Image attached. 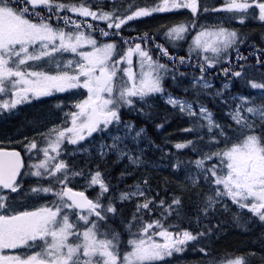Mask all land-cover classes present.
Returning a JSON list of instances; mask_svg holds the SVG:
<instances>
[{"label": "snow or ice", "instance_id": "1", "mask_svg": "<svg viewBox=\"0 0 264 264\" xmlns=\"http://www.w3.org/2000/svg\"><path fill=\"white\" fill-rule=\"evenodd\" d=\"M181 10L187 18L151 32L133 27L140 18ZM253 18L264 23V0H0V116L54 93L87 91L80 99L55 101L59 123L26 121L30 136L18 128L20 150L0 147V264H264V247L226 259L214 255L210 241L221 224L202 223L231 204L234 225L247 231L255 219L264 226V78L248 76L249 69L264 68V33L257 44L234 26ZM125 30L135 35H122ZM184 43L186 54L178 55ZM216 75L223 77L219 87ZM168 80L184 95L170 91ZM234 80L259 95L233 93ZM156 95L187 119L182 131L191 138L170 143L193 156L157 145L145 126L123 117L124 110L152 116L148 101ZM170 119L165 114L155 128ZM149 149L160 156L149 158ZM93 152L101 160L127 161L120 178L135 174L128 168L142 174L116 190L99 164L89 166ZM78 154L88 157L83 164L67 159ZM163 160L168 163H157ZM159 167L184 172L167 199L151 185L148 170ZM94 187L95 196L86 195ZM187 193L196 197L191 212ZM125 203L133 205L126 217L118 207ZM186 250L199 257L184 258Z\"/></svg>", "mask_w": 264, "mask_h": 264}, {"label": "rangeland", "instance_id": "2", "mask_svg": "<svg viewBox=\"0 0 264 264\" xmlns=\"http://www.w3.org/2000/svg\"><path fill=\"white\" fill-rule=\"evenodd\" d=\"M93 6H95V5H93ZM186 13H188L186 10H181L180 12H178L174 15H166L164 13H160L158 15H163L160 17H155V16H153L155 14H153L150 18H140L133 25V27H135L137 29L156 28L158 25L171 24L173 22L178 21V20L182 19V16L185 15ZM215 15H217V14H215ZM234 26L241 28V29L245 27L244 31L249 32L250 36H252L251 38H257L258 41L261 43V34L264 33V23H260L255 18H253L252 21L245 22L244 24L236 23V24H234ZM186 39L190 40L191 35H189ZM181 48H183L185 50V53L184 54L181 53L178 55H185L186 49H187V43H184L181 46ZM214 69H215V67L212 68L211 73H213ZM256 70H261V69L258 67L249 69L248 70V76H255L253 74V72ZM249 78L253 79L251 77H249ZM215 79H216V86L219 87L220 81L223 78L215 76ZM181 83L184 85H187L188 84V78H184L181 81ZM166 86H169V88H170L171 86H175V85H172V81L168 80V81H166ZM176 87H177L178 91H181L180 87H178V86H176ZM233 90H240V93H242L244 95H259L258 91H254V90L250 89L249 87L245 86L242 83V81H240V80H234L233 81L232 92L235 93ZM86 94H87V91L83 90L82 88L66 90L64 93H54L51 99L41 98L40 103H31V104H28L25 106H21L17 113H13L10 116H8V115L0 116V145L16 144L14 142L18 141L20 139V136L15 134L16 130L18 129L17 124L19 123V121H21L23 119H24L23 124H25V126H26V127H24L23 134L27 135V136L31 135V128L27 126V124L25 123L26 121L42 120L45 125H47L49 123H59V120L56 119V117L60 116V112L53 107V104L55 103V101L57 99L64 100V101H67L69 99H80V98H83V95H86ZM178 94L182 95L180 93H178ZM158 100H160V102H162L163 105L170 107L169 105H167L164 102L163 98H161L159 95L154 96L151 100L148 101V103L151 104L152 107H154V103H156ZM214 105L217 106L218 108H220L215 103H214ZM142 106L143 105H138V107H142ZM22 109H26V111L22 112ZM170 109H171L170 113H172L173 110L171 107H170ZM146 110L147 109H145V111ZM151 111H152V115L154 116V120L159 121V122H160V118L164 117L165 114H168L169 116L171 115V114L167 113L166 111H162V110H151ZM215 112H217V111H215ZM219 112H220V110H219ZM122 115L126 116L125 119H130L129 117H133L136 115L141 117V118L144 117V118L148 119L147 116H144V115H141V114L135 113V112H130L129 110H124ZM148 120H152V119H148ZM187 123H188V121L186 118L178 117L175 121H172L171 119L168 120V122L165 124V127L162 130L154 127L156 133L159 136H160V134H161V136H163V138H162L163 143H157V142H155V143L157 145L163 144V145L167 146L172 152H174L176 154H178L179 152L184 153L183 151H186V150H176L171 146L170 142L191 138V134H187V133H184L182 131V129L186 127ZM8 124L10 126H12V129H14L15 132H13L9 129L10 127L8 126ZM136 124L140 125L138 123H136ZM141 124H143V123H141ZM143 126L146 127L147 135H148V137H150L151 134H150V131H149L147 125H143ZM5 130L7 132H5ZM9 139H11L13 141V143L9 144L8 143ZM98 139H99V137H97V140ZM91 143L94 146L95 141H93ZM69 151H71V149H69ZM187 151H189V153L193 156V153L191 152V150H187ZM22 155L25 157V164H27V154L22 152ZM159 156H160L159 150H156V149H149L148 150V157L149 158L155 159ZM87 158L88 157L86 155H79V154L74 156V157H67L69 162H76L77 164H83L87 160ZM157 163L167 164L168 161L167 160L157 161ZM92 164H99V167L102 170L105 179L108 180L109 183L112 181V177H111L112 173H113V175L116 174L114 177V178H116L114 185H116L117 187L124 185V182L122 179H131L130 183H128L127 185H130L133 183V181H135V179L132 178L134 176V174L120 178V173L122 171H125L127 161H124L122 163L117 162L114 155H109V156L105 157L103 160H101L98 157H95V154L93 152L92 161H91V164L89 166L91 167ZM127 171L134 172V173L136 172V170L132 169V168H128ZM153 172H154V175L153 174L151 175V185L154 189L156 188L155 183L152 182V180L155 176L156 180H159L160 186H162V187L164 186V189L167 188V192H165L164 189H160V192H159V195L162 197H165L166 199H167L168 193H171L175 189V183L174 182L175 181H181L182 182L183 178H184L183 170L177 172L176 170H173L170 167L155 168ZM164 178H168V180H169V183L167 185H165L163 183ZM32 182L33 181H31V180H26L25 185L32 183ZM86 191L91 194L90 195L91 197H93V196H95V192L98 191V188H95V187L89 188V189H86ZM153 194H155V193H153ZM188 194L192 195V193H188ZM46 198L51 199L50 196L46 197ZM32 203H33V201L29 200V201H27V203L24 206H28ZM123 205H128L129 211L123 212L122 214L125 217L129 216L131 214V211L133 210V205L129 204V203H125ZM16 207L20 208V204L18 203L16 205ZM229 208H230V210L228 212L217 211L216 213L219 215H221V214L225 215L227 217V219H229V221L231 222V215H232V212L235 211V209H234V206H232L231 204L229 205ZM244 214H245V216L248 215L247 210H245ZM213 217H214V214H213ZM213 221L214 220H211V221H209V223H214ZM251 221H256V220L252 219ZM202 223H208V221H202ZM256 224L259 225L261 227V229H264V226H262L258 222ZM186 226L187 227L189 226L187 221H186ZM192 227L195 228V225L193 224ZM231 235H232V233L229 236H231ZM123 238L126 239V236ZM220 246H222V245H220ZM225 246H227V243L225 244ZM229 246H230V243H229ZM247 251H249V242H248V245L241 248V250L236 249L235 253L238 252V254H240V253H244ZM230 256H234V254H226V255L224 254V259L229 258ZM184 258L190 260V250H186V253L184 254ZM174 259L175 258H171V260L173 262H174ZM252 264H258V263H254V261H252Z\"/></svg>", "mask_w": 264, "mask_h": 264}, {"label": "trees", "instance_id": "3", "mask_svg": "<svg viewBox=\"0 0 264 264\" xmlns=\"http://www.w3.org/2000/svg\"><path fill=\"white\" fill-rule=\"evenodd\" d=\"M118 2H122V3L126 4V3L129 2V0H118ZM136 2H137V4H143L144 0H136ZM207 2L210 5H214L215 3L221 2V0H207ZM38 11H43V10L42 9H38ZM215 14L216 13L210 14L209 18H211V15H215ZM153 16L160 17V16H163V15L155 14ZM187 17H188V13H186L185 15L182 16V18H187ZM100 26L104 27V24L101 23ZM139 30H141V31L148 30V31L151 32L152 29H139ZM242 30L244 31V28H242ZM122 35L133 36V35H135V33L132 32V31L125 30L124 32H122ZM251 37L252 36H250V39L255 41V43L261 44L258 41L257 38H251ZM97 38L99 39V37H97ZM113 38L115 39V37H113ZM156 40L159 43L165 44V46L168 47V44L165 42V40H164L162 35L157 34ZM261 47H264V44H262ZM169 51L171 52V51H173V49L171 47H169ZM241 51L244 52L245 54H247L248 49L245 46V47L241 48ZM181 53L182 54L185 53V50L183 48H180V50L178 52V54H181ZM154 55H155V52H154ZM193 59H195V58H193ZM164 62L167 63L168 61L165 60ZM249 62L250 63H255V58L254 57H250L249 58ZM260 69L261 70H256V71L253 72V74L255 76H249V77H251L253 79H257V80H260V79L264 78V76H262V74H264V68H260ZM181 71H187V72L196 71L198 73V69H192V68H181ZM217 72H218V69L215 68L213 73H211V74L215 75ZM216 76L220 77V78H223L220 75H216ZM170 91H172L174 93H177V94L180 93V94L184 95L183 92L178 91L176 86H171L170 87ZM233 91L234 92H240V90H233ZM207 102H208V106L210 108H213L214 111H217V113L220 114V112H219L220 108L215 106L213 101L209 100ZM151 110L166 111L167 113L171 114L170 117H171L172 121H175L179 117L174 112L170 113L171 112L170 107H167V106L163 105V103L160 102V100H158L156 103H154V107H152ZM25 111H26V109H22V112H25ZM147 111H148V109L146 110V112ZM123 117L126 118V116H124V115H123ZM147 117H148V119H152V120H148V119H146L144 117L141 118V117H139L137 115L133 116V117H129V118L134 120L136 123H138L140 125H147L151 136L153 135V137H156V140H154V141L157 142V143H163V141H162L163 136H161V134L159 136L156 133L155 129H154V127H155L154 125L156 123H160V122L159 121H155L153 115L152 116H147ZM23 123H24V119L19 121V123L17 124V128H21L22 126H23V128L26 127L25 124H23ZM141 123H143V124H141ZM8 126L10 127L9 129L11 131L15 132V130L12 129V126H10L9 124H8ZM5 132H7V131L5 130ZM0 147H18V149L20 150V147L17 144L0 145ZM183 152L184 153H180L179 152L177 155H179L181 158H184V157H187V156H192L189 153V151H187V150L183 151ZM114 176L115 175H113V173H112V176H111L112 177V181L110 182V184H112V185H114V182L116 180V178H114ZM74 186H79V185H74ZM186 197L187 198L185 200V203H187L188 211L191 212V209L194 206L193 202L195 201L196 197L193 194L191 195V194H188V193L186 194ZM118 207H120L122 209V213L129 211V206L128 205H118ZM211 220H214L213 221L214 223L219 222L221 224V228L219 230L218 236L213 237L212 240L210 241V244H211L212 251H213L214 255H216V256H218L220 258H224V254L225 255L226 254H234V255H236V254H238V252L235 253L236 249H240L241 250V248H243V247L248 245V242H249V250L260 252L262 247H264V240L260 239V234L262 232H264V229H261V227L256 224L257 223L256 221L249 222L248 230L246 231L243 228L237 227L236 225H234L223 214L219 215V214L215 213L214 217ZM115 223H116V227L119 229V227H120L119 221H116ZM208 223H209V221H208ZM181 226H182V224H181ZM231 233H232V235L229 236ZM226 243H227V246H225ZM229 243H230V246H229ZM220 245H222V246H220ZM198 257H199V253L198 252L197 253H193V252L190 251V260H195ZM252 261H254V263L260 264L258 259H253Z\"/></svg>", "mask_w": 264, "mask_h": 264}, {"label": "bare ground", "instance_id": "4", "mask_svg": "<svg viewBox=\"0 0 264 264\" xmlns=\"http://www.w3.org/2000/svg\"><path fill=\"white\" fill-rule=\"evenodd\" d=\"M144 29H154V28H144ZM244 30H245V27H244ZM150 137H151L153 140H156V137H153V135H152V136L150 135ZM142 171H143V170L136 171L135 174H134V176H133L132 178L135 179V180H137V179L141 176ZM148 171L151 173V175H152V174L154 175V172H153L154 169H150V170H148ZM115 175H116V174H115ZM114 177H115V176H114ZM122 180H123V182H124V185H127V184L130 183V181H131V179H122ZM152 182L155 183L156 187H157V186H160V182H159V180H156L155 176H154ZM124 185L118 186V187H117V190H126ZM159 188H160V189H164V186H163V187L160 186ZM185 204H186V207L188 208L187 203H185Z\"/></svg>", "mask_w": 264, "mask_h": 264}, {"label": "flooded vegetation", "instance_id": "5", "mask_svg": "<svg viewBox=\"0 0 264 264\" xmlns=\"http://www.w3.org/2000/svg\"><path fill=\"white\" fill-rule=\"evenodd\" d=\"M88 193H89V192H88ZM90 195H91V194L89 193V196H90ZM182 226H183V227H187V226H186V221H184V222L182 223Z\"/></svg>", "mask_w": 264, "mask_h": 264}, {"label": "water", "instance_id": "6", "mask_svg": "<svg viewBox=\"0 0 264 264\" xmlns=\"http://www.w3.org/2000/svg\"><path fill=\"white\" fill-rule=\"evenodd\" d=\"M87 195V194H86Z\"/></svg>", "mask_w": 264, "mask_h": 264}]
</instances>
